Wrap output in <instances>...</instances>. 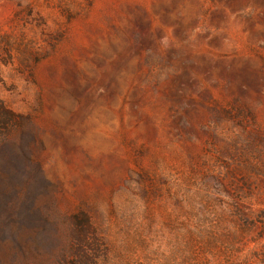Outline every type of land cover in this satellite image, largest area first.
Returning a JSON list of instances; mask_svg holds the SVG:
<instances>
[{"label":"rangeland","instance_id":"1","mask_svg":"<svg viewBox=\"0 0 264 264\" xmlns=\"http://www.w3.org/2000/svg\"><path fill=\"white\" fill-rule=\"evenodd\" d=\"M0 101L46 211H83L104 264L259 248L237 213L264 208V0H0Z\"/></svg>","mask_w":264,"mask_h":264},{"label":"trees","instance_id":"2","mask_svg":"<svg viewBox=\"0 0 264 264\" xmlns=\"http://www.w3.org/2000/svg\"><path fill=\"white\" fill-rule=\"evenodd\" d=\"M28 125L27 116L0 101V264H51L48 260L59 240L57 222L67 231L69 242L57 251L54 264H104L107 251L83 211L56 219L46 211L47 184L40 163L27 158ZM237 219L243 229L257 230L259 248L250 251L243 264H264V208L254 217L239 211Z\"/></svg>","mask_w":264,"mask_h":264}]
</instances>
